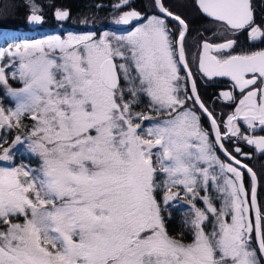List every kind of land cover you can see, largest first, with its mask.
I'll return each instance as SVG.
<instances>
[{
    "label": "snow or ice",
    "instance_id": "obj_1",
    "mask_svg": "<svg viewBox=\"0 0 264 264\" xmlns=\"http://www.w3.org/2000/svg\"><path fill=\"white\" fill-rule=\"evenodd\" d=\"M196 3L225 33L264 36L250 0ZM154 5L161 15H119L117 25L140 21L125 34L21 39L0 51V61L8 57L0 87L15 103L0 105V264H260L257 176L223 141L237 137L264 154V135H255L264 131V50L233 54V39L200 45L199 71L232 81L233 90L220 94L235 106L222 132L186 58L187 23L163 0ZM168 18L177 22L175 35ZM28 22L43 23L35 4ZM11 37L0 29V41ZM144 98L149 112L137 110ZM238 121L253 134H242ZM17 145L39 166L15 164ZM181 199L190 218L188 233L177 237L163 213Z\"/></svg>",
    "mask_w": 264,
    "mask_h": 264
},
{
    "label": "flooded vegetation",
    "instance_id": "obj_2",
    "mask_svg": "<svg viewBox=\"0 0 264 264\" xmlns=\"http://www.w3.org/2000/svg\"><path fill=\"white\" fill-rule=\"evenodd\" d=\"M139 0H129L128 4L123 5L122 8H113V9H106V8H99L96 9L97 11H103L104 13V22L100 25H96L95 21L93 19H90L89 21L83 20L88 23L89 27L80 25V29L76 30L74 27H69L67 24H69V17L60 23H57L58 21L55 20V26L48 31V33H53L55 35H62L69 32H76L81 35L89 34V33H95V38H98L103 34V32L108 31L110 33L115 32L116 34H125L127 31L134 30V28L140 23H133L130 26H123V25H117L114 23V21L121 15L123 12L132 11L135 10L139 12L143 17L151 16L149 13L141 9L138 5ZM153 1V0H152ZM120 0H114L111 3L107 4L108 6H114L115 4L119 3ZM194 8L196 9L197 13L190 12L184 15V17H181L185 20V22L188 25V32L185 37V47H187V53L186 58L189 60L188 62L191 64V71L193 73V78L196 80L198 93L201 97V99L205 102L207 107L212 110L215 114V117L217 118L218 122L221 125V131L226 132V129L224 128V123L227 120V116L231 114L234 110V105L226 102L221 97V93L224 91H230L232 89V81L230 80H224L219 79L216 77L208 78L204 76L198 69V65L195 62V57L197 54L201 51L200 45L204 40H208L209 42L213 43H219L223 42L226 39H233L236 41V44L232 50L233 54H240V53H250L255 51L264 50V36H261L260 38L256 40L250 39L249 36V29L240 30L235 33H225L222 27L219 25V23L208 20L204 18L198 9L195 7L194 0H192ZM154 3V2H153ZM250 5L253 12V20L256 26H259L262 30H264V0H250ZM155 6V5H154ZM94 8V5H93ZM154 15V14H153ZM156 15H159L158 12ZM169 22V27L171 28L173 34H176L177 31V24L173 22ZM81 23V22H80ZM191 30L194 34L191 33ZM190 36L191 40L190 42L186 43L187 38ZM192 36V37H191ZM181 75L184 76V72H181ZM234 94L239 97L240 93L238 91H235ZM147 98H144L143 105H146ZM190 103V102H189ZM142 112H149V109L147 107L142 109ZM203 119V118H202ZM204 126L210 127L207 120H203ZM238 126L240 127V131L242 134H248L252 135L250 131L246 129V126L243 124L242 121L237 122ZM255 135H264V131H260L257 129L255 132ZM225 144V147L232 152L233 155H235L238 159H240L243 163L250 166L257 176V201L260 205H264V154H260L257 152V150L251 146L245 143L242 139H239L237 137H232L230 139H225L223 141ZM239 147L243 153H250L251 158H247L244 156H241L239 153L235 152V148ZM217 155L220 156L221 159H226L222 152L217 151ZM21 156H18L15 158V162H20ZM246 172V170H245ZM245 187H250V177L245 174L244 177ZM213 196L216 195L215 192L212 193ZM178 208H179V216H178V224H177V237H179L180 233H182V222L184 221V215H183V209L187 208L189 209L190 213V205H185V200L181 199L178 200ZM217 206L220 205V201H215ZM198 206H200L198 204ZM190 218V215H189ZM254 219V214H253ZM184 233H188L183 231ZM186 240H190L191 236L190 234L186 235L184 237ZM257 257L260 261V264H264V256H262L259 251H257Z\"/></svg>",
    "mask_w": 264,
    "mask_h": 264
},
{
    "label": "trees",
    "instance_id": "obj_3",
    "mask_svg": "<svg viewBox=\"0 0 264 264\" xmlns=\"http://www.w3.org/2000/svg\"><path fill=\"white\" fill-rule=\"evenodd\" d=\"M114 0H0V29L10 32L12 37L8 41L21 40V39H32L34 35L32 33H25L29 30L27 25V18L31 13L32 6L35 4L40 9V14L43 16V23L39 26L40 30H46L48 33L55 26L54 13L56 10H66L69 13V23L73 27H80V22L83 20L89 21L93 19L96 25H100L104 22V13L103 11H97L96 6H108L107 4L111 3ZM165 6L169 8L170 11L184 17L185 14L190 12L197 13L194 8L192 0H163ZM180 2L181 4H178ZM94 5V8H93ZM138 5L139 9L149 13L150 15H156L157 10L154 6L152 0H139ZM45 32V31H44ZM191 33L193 31L191 30ZM40 36V35H39ZM192 37V36H191ZM190 36L187 38L186 43L190 42ZM7 41V42H8ZM3 41V43H7ZM187 47H185V51ZM187 53V51H186ZM188 58L189 54L187 53ZM189 61V60H188ZM191 67V64L189 63ZM0 105L7 108V100L4 97H0ZM147 107L146 105L140 104L137 107L138 111H142L143 108ZM25 124H28V120H24ZM145 124L148 122L145 121ZM17 130L13 129L11 133L7 134L9 140L14 138V135ZM4 135V133H0ZM19 150V154L15 155V158L21 156L20 162L14 163L19 165L21 163L27 164L33 168L39 166L38 158L31 156L25 149L23 145H17L16 149H13V152ZM4 163V162H3ZM0 162V165H3ZM185 205H189L185 200ZM189 209L185 208L183 211V222H182V232H188L187 227L185 226V220L189 218ZM165 219V226L170 235L177 236V224L179 216L178 202L173 201L169 205L168 209L163 213Z\"/></svg>",
    "mask_w": 264,
    "mask_h": 264
},
{
    "label": "rangeland",
    "instance_id": "obj_4",
    "mask_svg": "<svg viewBox=\"0 0 264 264\" xmlns=\"http://www.w3.org/2000/svg\"><path fill=\"white\" fill-rule=\"evenodd\" d=\"M178 4H181L180 2H178ZM54 19L55 20H57L58 22L57 23H60L61 21H63V20H58L57 18H56V16H55V13H54ZM69 27L71 26V24L69 23V24H67ZM80 25H82V26H86V27H89V25H88V23L87 22H85V21H81V23H80ZM71 27H73V26H71ZM76 30H78V29H80L81 27H78V28H76V27H74ZM28 29L29 30H27V31H25V33H32L33 35H34V37L31 39H28V40H35V39H43V38H46L47 36H51V35H55V34H53V33H46V30H40V27H37V28H35L34 30H31L29 27H28ZM45 31V32H44ZM69 33H71V34H74V35H81V34H79V33H72V32H69V31H67L66 33H64V34H62V35H60L62 38H66L67 37V35L69 34ZM40 35V36H39ZM100 37V36H99ZM98 37V38H99ZM16 41V40H15ZM18 41V40H17ZM14 42V40L13 41H8L7 43H3V41H0V51H5L12 43ZM8 61V57L7 56H5V58H4V61H0V64H2V63H6ZM8 70L6 69V72H7ZM9 75H10V73H9ZM10 82V84L12 85V87H20L21 86V84L19 83V81H16V80H10L9 81ZM0 97H4L6 100H7V108H10V107H14L15 106V103H14V101L7 95V93L5 92V90L2 88V87H0ZM1 102V101H0ZM142 105H143V103H141ZM1 163H3V162H1Z\"/></svg>",
    "mask_w": 264,
    "mask_h": 264
},
{
    "label": "water",
    "instance_id": "obj_5",
    "mask_svg": "<svg viewBox=\"0 0 264 264\" xmlns=\"http://www.w3.org/2000/svg\"><path fill=\"white\" fill-rule=\"evenodd\" d=\"M153 2H154V0H153ZM194 3H195V7L198 9V11L200 12V14H201L204 18L213 21L211 18L205 16V15L199 10V8L197 7L196 0H194ZM101 7H102V8H106V9H113V8H115L114 6H102V5H98V6H96V9H99V8H101ZM155 8H156V7H155ZM156 10H157V12H158V9H157V8H156ZM158 14L161 15L159 12H158ZM28 17H29V16H28ZM168 21L177 24V22L172 21L171 18H168ZM137 22H139V21H135V20H134V21H132L130 24H128V25H123V26H130L131 24H133V23H137ZM214 22H215V21H214ZM27 25H28V27H29L31 30H34L35 28L39 27L41 24H40V25H33V24H30V23L28 22V18H27ZM181 67H182V66H181ZM184 74L186 75L185 72H184ZM216 78L224 79V80H230V79L227 78V77H216ZM230 81H231V80H230ZM189 87H190V83H189ZM207 122H208V121H207Z\"/></svg>",
    "mask_w": 264,
    "mask_h": 264
}]
</instances>
